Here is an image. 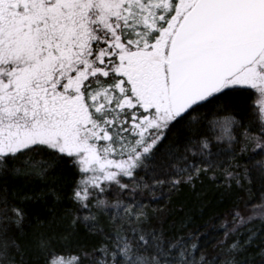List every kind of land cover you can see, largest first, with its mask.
<instances>
[{
  "label": "snow or ice",
  "instance_id": "snow-or-ice-1",
  "mask_svg": "<svg viewBox=\"0 0 264 264\" xmlns=\"http://www.w3.org/2000/svg\"><path fill=\"white\" fill-rule=\"evenodd\" d=\"M0 264H264V0H0Z\"/></svg>",
  "mask_w": 264,
  "mask_h": 264
},
{
  "label": "trees",
  "instance_id": "trees-1",
  "mask_svg": "<svg viewBox=\"0 0 264 264\" xmlns=\"http://www.w3.org/2000/svg\"><path fill=\"white\" fill-rule=\"evenodd\" d=\"M203 179V184H199L197 191H202L203 193V202L198 203L196 201V196L194 195L192 189L189 186H183L182 189L178 192L172 194L173 206L179 205L180 203H187L194 205L197 209L203 208V213H197L196 222L202 223L207 222L209 227H212L217 224L213 217L221 212L227 210L230 207V202H226L221 199L218 195L215 181L211 175ZM167 199V198H166ZM159 204H163L164 201H159ZM214 235H216L214 233Z\"/></svg>",
  "mask_w": 264,
  "mask_h": 264
}]
</instances>
